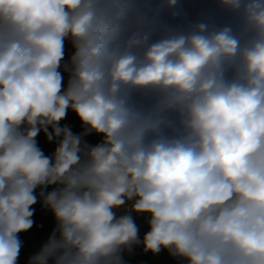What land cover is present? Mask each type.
I'll return each instance as SVG.
<instances>
[{
	"label": "clouds",
	"instance_id": "9594fccd",
	"mask_svg": "<svg viewBox=\"0 0 264 264\" xmlns=\"http://www.w3.org/2000/svg\"><path fill=\"white\" fill-rule=\"evenodd\" d=\"M216 2L0 0V264L38 202L27 264H264V0Z\"/></svg>",
	"mask_w": 264,
	"mask_h": 264
},
{
	"label": "crops",
	"instance_id": "0c3cea01",
	"mask_svg": "<svg viewBox=\"0 0 264 264\" xmlns=\"http://www.w3.org/2000/svg\"><path fill=\"white\" fill-rule=\"evenodd\" d=\"M183 12L186 14V18L191 21L199 20L205 16H211L218 23H225L228 21V17L221 13L216 0H180ZM179 21H174V23ZM51 218L50 213H44L41 216V223L48 226ZM166 257L153 255L152 253H146L144 257H134L130 254L125 255L127 264H178L176 260L171 258L166 251Z\"/></svg>",
	"mask_w": 264,
	"mask_h": 264
},
{
	"label": "trees",
	"instance_id": "16d2710c",
	"mask_svg": "<svg viewBox=\"0 0 264 264\" xmlns=\"http://www.w3.org/2000/svg\"><path fill=\"white\" fill-rule=\"evenodd\" d=\"M68 53H69V46H67V43H66V55ZM64 123L71 125L74 132L80 131V123H79V120L76 118L74 113H69V115H68L67 119L64 121ZM98 140H99V137H97V136L88 137V141L90 143H96V142H98ZM38 144L42 148V150L45 151V154H50L52 151H54L55 145L46 142L43 134H40L38 136ZM47 190L48 189H46V191ZM34 208H35V213L33 216V220L35 221V223H34L32 229L27 233L20 234V236H19V238L23 241V243H25L27 245L32 244V239L42 237V235L44 234L41 231L38 232L37 230L41 229V226L43 225L41 223L40 219H41V216H42L43 212L45 211V209H43L41 207V204L39 202L36 205H34ZM27 250L28 251H27V253H26L27 255H26L24 253V248L21 249V253H20V257H19V264H27L29 257L36 252L32 248L27 249Z\"/></svg>",
	"mask_w": 264,
	"mask_h": 264
},
{
	"label": "rangeland",
	"instance_id": "374dc122",
	"mask_svg": "<svg viewBox=\"0 0 264 264\" xmlns=\"http://www.w3.org/2000/svg\"><path fill=\"white\" fill-rule=\"evenodd\" d=\"M67 46H69V53H70V52H71V46H70L69 44H67ZM48 190H50V189H48ZM48 190H47V191H48ZM44 213H49V212H47V211L45 210V211L43 212V214H44ZM54 226H55V222H54V220H53V218H52V216H51L48 226H46V225H42V226H41V229L37 230L38 232L41 231L42 233H44V234L42 235V237L32 239V244H30V245H27V244L23 243V244H24V246H23V248H24V253L26 254L27 251H28L27 249H31V248H32L34 251H37V250L39 249V247H40V246L46 241L48 235L51 233V231H52V229L54 228ZM26 255H27V254H26Z\"/></svg>",
	"mask_w": 264,
	"mask_h": 264
},
{
	"label": "built area",
	"instance_id": "2783aa9c",
	"mask_svg": "<svg viewBox=\"0 0 264 264\" xmlns=\"http://www.w3.org/2000/svg\"><path fill=\"white\" fill-rule=\"evenodd\" d=\"M136 223L139 227V234L142 239L143 235L148 231V226L146 223H144L143 217H136ZM145 252L143 251L142 246H136L133 248L131 255L134 257H144Z\"/></svg>",
	"mask_w": 264,
	"mask_h": 264
},
{
	"label": "water",
	"instance_id": "95a60500",
	"mask_svg": "<svg viewBox=\"0 0 264 264\" xmlns=\"http://www.w3.org/2000/svg\"><path fill=\"white\" fill-rule=\"evenodd\" d=\"M157 256L166 257L167 255L163 252H160L159 254H157Z\"/></svg>",
	"mask_w": 264,
	"mask_h": 264
}]
</instances>
